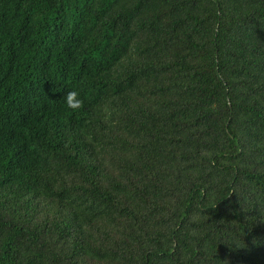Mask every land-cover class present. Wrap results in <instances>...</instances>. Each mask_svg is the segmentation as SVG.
<instances>
[{
    "label": "trees",
    "instance_id": "trees-1",
    "mask_svg": "<svg viewBox=\"0 0 264 264\" xmlns=\"http://www.w3.org/2000/svg\"><path fill=\"white\" fill-rule=\"evenodd\" d=\"M0 264H264V0H0Z\"/></svg>",
    "mask_w": 264,
    "mask_h": 264
},
{
    "label": "clouds",
    "instance_id": "clouds-1",
    "mask_svg": "<svg viewBox=\"0 0 264 264\" xmlns=\"http://www.w3.org/2000/svg\"><path fill=\"white\" fill-rule=\"evenodd\" d=\"M66 108L72 112H77L84 107V101L77 91H69L64 97Z\"/></svg>",
    "mask_w": 264,
    "mask_h": 264
}]
</instances>
